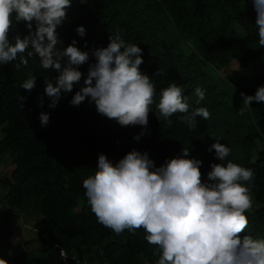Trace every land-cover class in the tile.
Wrapping results in <instances>:
<instances>
[{
  "label": "trees",
  "instance_id": "obj_1",
  "mask_svg": "<svg viewBox=\"0 0 264 264\" xmlns=\"http://www.w3.org/2000/svg\"><path fill=\"white\" fill-rule=\"evenodd\" d=\"M66 16L57 26L61 42L56 47L76 40L89 53V61L79 66L81 84L95 62L93 51L119 33L142 49L140 70L156 87L154 101L161 89L175 83L190 110L206 107L211 117H196V127L189 129L180 120L183 114L176 113L169 126L157 119L154 103L147 132L136 140L144 131L141 126H121L99 114L87 98L71 105L80 85L50 107L46 80L55 82L58 73L42 68L35 54L28 57L31 48L0 65V163L8 161L11 167L0 176L5 190L0 194V257L8 264H63V250L69 264H156L160 249L148 243L143 228L117 235L97 221L83 180L94 175L100 153L115 164L135 149L147 152L159 167L187 148L190 158L202 161V181L209 183L211 164L220 163L215 150L208 151L216 138L231 149L223 163L231 161L255 173L251 182H240L252 199L243 234L264 239V102L253 101L248 111L239 113L241 93L254 95L264 85V48L258 44L252 0H72ZM81 25L83 37L76 31ZM27 33L13 16L9 41L14 44L17 34ZM20 55L26 66L20 64ZM158 69L163 75H156ZM32 76L36 84L29 91L22 84ZM197 87L205 93L199 104ZM42 112L49 115L46 126L40 121ZM19 218L36 219V248L11 254L14 220Z\"/></svg>",
  "mask_w": 264,
  "mask_h": 264
},
{
  "label": "clouds",
  "instance_id": "obj_2",
  "mask_svg": "<svg viewBox=\"0 0 264 264\" xmlns=\"http://www.w3.org/2000/svg\"><path fill=\"white\" fill-rule=\"evenodd\" d=\"M252 3L258 44L264 48V0ZM71 4L72 0H0V65L15 61L18 54L31 48L28 57L35 54L42 68L58 73L55 82L46 80L50 107L80 85L69 101L71 105L79 106L87 98L99 114L121 126H141L144 131L134 136L136 140L147 132L154 103L157 119L169 126L176 113L183 114L180 120L189 129L196 127L198 116L210 119L206 107L190 110L181 87L175 83L161 89L158 102L154 101L156 87L140 70L142 49L126 43L119 33L110 35L106 47L93 51L95 62L81 84L79 66L89 61V53L81 51L76 40L63 49L56 47L61 42L57 26L67 18ZM13 16L28 29L27 35H16L14 44L8 38ZM76 31L81 37L86 34L82 25ZM27 63L20 55V64ZM156 75H163L162 70L158 69ZM35 84L36 77L32 76L22 87L31 91ZM194 91L199 104L205 93L199 87ZM241 96L239 113L243 115L253 101L264 102V85L258 86L254 95L242 92ZM40 121L46 126L49 115L42 112ZM213 150L220 163L211 164L209 183L202 181V161L190 158L187 148L159 167L147 152L135 149L115 164L100 153L94 175L83 180L91 211L99 223L117 235L126 229L143 228L148 243L160 249L156 264H264V239L243 234L249 223L245 212L251 209L252 199L248 187L240 182H251L255 173L231 161L223 163L231 149L217 138L208 148L209 152ZM0 264L8 261L0 257Z\"/></svg>",
  "mask_w": 264,
  "mask_h": 264
},
{
  "label": "rangeland",
  "instance_id": "obj_3",
  "mask_svg": "<svg viewBox=\"0 0 264 264\" xmlns=\"http://www.w3.org/2000/svg\"><path fill=\"white\" fill-rule=\"evenodd\" d=\"M1 134V132H0ZM11 171L8 161L0 163V176L8 174ZM5 190L0 187V194H3ZM17 229L14 232L13 241L10 248L11 254H17L21 249H35V237L37 230L33 225L37 222L35 218L27 219L22 218L15 219Z\"/></svg>",
  "mask_w": 264,
  "mask_h": 264
},
{
  "label": "built area",
  "instance_id": "obj_4",
  "mask_svg": "<svg viewBox=\"0 0 264 264\" xmlns=\"http://www.w3.org/2000/svg\"><path fill=\"white\" fill-rule=\"evenodd\" d=\"M61 253H63L64 256H66V257H62ZM60 256L62 258L63 264H69V260L67 258V255L65 254V252L63 250H60ZM76 264H101V263L100 262H96V261H94V262H86V261H83V262L80 263L79 260H77L76 261Z\"/></svg>",
  "mask_w": 264,
  "mask_h": 264
}]
</instances>
